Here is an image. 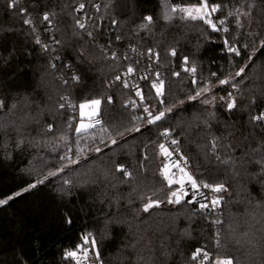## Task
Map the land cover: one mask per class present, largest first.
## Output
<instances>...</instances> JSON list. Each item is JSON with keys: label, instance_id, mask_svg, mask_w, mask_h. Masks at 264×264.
Returning <instances> with one entry per match:
<instances>
[{"label": "trees", "instance_id": "1", "mask_svg": "<svg viewBox=\"0 0 264 264\" xmlns=\"http://www.w3.org/2000/svg\"><path fill=\"white\" fill-rule=\"evenodd\" d=\"M11 2L0 0V199L13 197L0 205V264H75L64 253L88 233L99 251V260L90 255L91 264H199L192 259L198 248L210 254L207 264L217 254L239 264H264V170L255 163L264 157V124L252 119L264 112V0H207L210 7L220 5L211 16L218 31L179 12L165 19V2L183 7L198 0H17L10 7ZM81 4L94 34L77 24ZM131 49L159 53L155 71L164 73L163 97L151 88L156 73L141 82L142 102L116 80L130 65L145 68ZM193 66L195 74L184 70ZM241 68L244 73L236 76ZM228 78L229 84H219ZM208 82L209 93L190 99ZM229 93L236 101L231 110ZM91 99L102 100L99 117L110 130L115 124L141 131L117 137L115 145L100 125L78 138L79 105ZM145 107L153 114L172 110L147 125ZM166 129L200 181L226 186L222 224L200 214L190 199L167 202L169 189L160 174L167 161L158 148ZM77 140L83 149L78 156ZM65 155L79 163L71 167L68 158L60 159ZM64 165L63 172L24 191ZM148 197L161 203L145 212ZM243 232L248 236L241 237Z\"/></svg>", "mask_w": 264, "mask_h": 264}, {"label": "snow or ice", "instance_id": "2", "mask_svg": "<svg viewBox=\"0 0 264 264\" xmlns=\"http://www.w3.org/2000/svg\"><path fill=\"white\" fill-rule=\"evenodd\" d=\"M17 3V0H12L11 4L9 5L10 7H15ZM166 7L167 4L165 5ZM85 6L83 4H81L79 6V9H83ZM78 9V10H79ZM220 9V5H212L211 7H209L207 0H198V3L195 5H191V6H185V7H171L169 9L170 12L175 13V12H179L181 13V18L182 19H191V20H202L205 23L209 24L213 30H220L217 28L216 23H213V21L210 19L211 14L217 12ZM21 13L23 14L26 9H20ZM237 14L240 15H248L247 12L244 13H239V10H237ZM229 15H233V13H229ZM44 20H49V14L45 13ZM145 19L151 23L152 22V17L148 16L145 17ZM165 19H171V16L169 15L168 12L165 13ZM25 24H31L32 21L30 19H25L24 21ZM219 23L221 25L224 24V20L219 21ZM77 24L80 28L84 27V24L81 23L79 20L77 21ZM237 24L239 26L240 21L237 20ZM147 25H142L141 27H146ZM225 32L228 31L227 28L223 29ZM89 35H91V33H89ZM37 42L39 43V40H37ZM228 41L225 40V44L227 45ZM261 46L264 47V41H261ZM135 50V49H133ZM230 52H235L237 55H239V51L235 48V47H230L228 49ZM148 53L150 56L155 55L157 61L159 60V53L156 52L154 53L152 49L148 50ZM175 49L171 50V55L175 56ZM251 59V57H250ZM184 63L185 65H187L188 63V58L185 57L184 58ZM247 67V65H245V68ZM245 68H241L237 73L236 76H240L242 73H244ZM185 71H190L191 73L195 74L196 72V68L195 66L191 67V69L185 67L184 69ZM135 72L134 67H132L131 65L127 68V72L125 73V75H131ZM175 75H179V73H175ZM215 75V74H213ZM74 80L79 81V77L74 76L73 77ZM142 79H148L147 76L142 77ZM116 80H121L120 76L116 77ZM65 83H67V81H65ZM230 83V79H221L219 80V84L220 85H225V84H229ZM193 84H197V81L194 79L193 80ZM123 85L125 88L129 87V84L127 81L123 82ZM233 88L237 87V85L233 84L232 85ZM151 88L155 90L156 96L157 97H163L165 94V82L164 80L161 78L160 73H156L155 74V79L152 80L151 83ZM212 85L211 82L205 83L203 86L199 87L198 90L196 91L195 96L190 97V99H196L198 97L204 96L207 93H209L211 91ZM137 96L140 97L141 101H143L144 99V95L143 92L137 88L136 93ZM62 100L67 101L68 98L66 97H61ZM215 99V97H213V100ZM221 99H224L223 97H221ZM107 102L108 103H112V97H107ZM161 103H163V100L160 101ZM205 104H209L212 103V101L204 99L202 101ZM102 103L101 99H91V100H86L82 103H80L79 105V109H80V116H81V121L79 123L78 126L75 127V133L77 135V137L79 138L80 136L86 134L89 129L95 128L97 125H100V130L104 133H106L108 135V137L111 139V144L115 145L118 143L117 137L123 139L126 133H131L133 131L135 132H139L141 131V129L139 127H134V128H123L122 130V126L120 125H111V130L108 126H105L103 121L101 119H99L98 117L100 116V105ZM130 104H132L133 106H135V102L134 101H130ZM69 107H72L75 110V106L72 105L70 102L68 103ZM128 105L126 104L125 107H127ZM236 106V101L235 98L232 96L231 93L228 94V103H227V108L229 110L233 109ZM13 108L15 107V105L12 106ZM60 108H64L65 104L61 103L59 104ZM3 108V102L0 101V109ZM88 108L89 112L87 113V120L88 123H85V109ZM171 108H165L164 111H159L157 114H153V112L148 108L145 107L144 111L147 113V124L151 125V124H156L158 121L162 120L165 118V114L166 112H171ZM134 119H140L139 117H134ZM252 119L254 121L257 122H264V113H261L260 115L254 116L252 117ZM69 127H72L71 122H69ZM48 131H52V125H48ZM113 132L115 134H113ZM162 136L165 137H170L171 133L166 129L164 132L161 133ZM103 142V140L101 141ZM22 143V141H21ZM178 141L175 139H171V145H177ZM211 145H212V150L215 151L217 145H216V141L212 140L211 141ZM159 148V154L162 155L165 158V161L163 163V167L160 169V174L163 177V179L166 181L167 187L169 189V195L167 197V202L170 204H181L182 202H184L185 198L189 195V191L188 188L190 187L191 189V195H192V199L188 200V203H193V202H199L196 200L197 196H203L204 194L201 193L199 190L200 188H205V189H209L211 192L213 193H221V192H225L227 191V188L224 184H209L207 182L204 181H200L198 182L196 180V178L194 177V175L188 171V167H189V161L187 160L186 157H183L182 155L179 157V159L176 160H172V156L173 153L179 152L178 148H175L173 150H169L168 147L165 146V144H159L158 145ZM69 151H71V149H69ZM83 149L79 147V140H77V149H76V155L78 156L80 152H82ZM95 152L99 153L100 151H102L101 148L96 147L94 149ZM68 158L66 155L62 156L60 159L64 160ZM145 159H147V156L144 157ZM69 162L71 164H76L79 163L78 159H71L68 158ZM255 163L259 164L261 169L264 170V157H262L260 160L255 161ZM65 167H67V165H64L62 167H60L58 169V171H50L48 173L47 176H45L43 179H37L35 181V183L30 184L28 186V188L24 189V191H28L31 188H35L38 184H43L45 182V180L49 179V177H53L58 175L59 172H63L65 170ZM175 169V171H174ZM117 171L123 172L124 175L126 177H131V172H129L123 165H118L117 166ZM65 184H70L71 181L69 180H64ZM173 185H178L179 187L177 188H173ZM16 195H20V193H16ZM13 199L12 196H9L7 199H0V205H4L8 202V200ZM206 199V197H205ZM161 201L157 200V199H153L152 197H148L147 198V202L144 204L143 206V211L148 212L151 208L153 207H158L160 205ZM211 205L213 208L219 206V204L221 203V198L220 197H213L210 201ZM208 207V204L205 203H200V208L201 209H205ZM71 220H68V223L71 224ZM214 223L216 224H222L223 222L220 220H216L214 221ZM229 230L235 234V228L233 227L232 224L228 225ZM217 236V240H216V247L219 249L221 247V240H220V236L221 233L218 231L216 233ZM241 237H247L248 236V232H243L240 233ZM236 243H240V240H237ZM94 254L95 258L97 260H99V251L96 250V240L95 238L92 236L91 233L85 234L81 237V243L78 244L76 246L75 249H70V250H66L64 253L65 259H70L72 261L75 262V264H84L85 261L89 260L90 255ZM210 254L205 251L204 249L198 248L195 250V252L192 254V259L193 260H199V264H207V262L210 259ZM212 264H239L238 261L234 260L233 257L231 256H221L219 254H217L216 258L214 260H212Z\"/></svg>", "mask_w": 264, "mask_h": 264}, {"label": "built area", "instance_id": "3", "mask_svg": "<svg viewBox=\"0 0 264 264\" xmlns=\"http://www.w3.org/2000/svg\"><path fill=\"white\" fill-rule=\"evenodd\" d=\"M78 9H77V13L81 15L80 22L84 24V27L82 29H86L87 32H89L91 34H94L93 32H91L92 31L91 30V26H90V22H91L90 20L91 19H89L86 15L83 14V9H79V10ZM218 26L221 27L223 25H221L220 23H218ZM51 45H54L53 39H51ZM131 51L132 52H136V54L140 58H143V63H146L145 68L135 69V72L133 74H131V75H125L126 72L123 73L120 76L121 77V80H118V82L123 85V82L124 81H127L128 84H129V87H127L126 89L131 90L135 94L137 88H139L141 90V82L144 80V79H142V77H144V76L151 77L153 74H155V73L158 72V70H157V72L155 71V66L158 64V61L159 60L157 61L155 55L150 56L149 53L143 54V53H141L139 51L137 52L136 50H133V49H131ZM162 72H158V73H160L161 77H162V75H164V73H162ZM194 79L197 80L195 77L193 78V80ZM137 97L139 98L140 102H142L141 99H140V97L139 96H137ZM262 113H264V112H262ZM260 114L261 113H258L255 116L260 115ZM98 118L101 119L100 117H98ZM143 118H145V116ZM146 118H147V113H146ZM254 123L264 124V122H257V121H254ZM146 124H147V119H146ZM147 125H149V124H147ZM97 126H99V125H97ZM161 137L163 139V142H164L165 146L168 147L170 151L173 150V149H175V148H177L176 147L177 145H171V138L170 137H165V136H162V135H161ZM181 155L182 154H181L180 150H179L178 153L174 152L173 153V156H172V160L179 159V157ZM183 157H185V156H183ZM187 170L190 171L194 175L190 164H189V167H188ZM174 171H175V169H174ZM194 177H195V175H194ZM196 180L198 182H200L199 179L196 178ZM177 187H179V186L176 185V188ZM188 191H189V195L185 198L184 201H186L187 199H190L191 200L193 198L192 195H191V189H190V187L188 188ZM199 191L201 193H203L204 195L203 196H197L196 197V200L199 201V202H194V205L196 206L197 211L200 214L208 217L209 220H211L212 222H214L216 220H219L220 217L223 215V205H222V203H223L222 202L223 192H221V193H213L209 189H205V188H200ZM205 197H206V199H205ZM213 197H220L221 198V203L219 204V206H217L215 208H213L212 205H211V203H210V201H211V199ZM200 203L208 204V207L205 208V209H201L200 208ZM209 261H211V258L209 259ZM84 264H91L90 257H89V260L88 261H85L84 262Z\"/></svg>", "mask_w": 264, "mask_h": 264}, {"label": "rangeland", "instance_id": "4", "mask_svg": "<svg viewBox=\"0 0 264 264\" xmlns=\"http://www.w3.org/2000/svg\"><path fill=\"white\" fill-rule=\"evenodd\" d=\"M166 4H167L168 7L165 6ZM208 5H209V4H208ZM187 6H188V5H187ZM190 6H191V5H190ZM171 7H173V6H172L170 3L165 2V4H164L165 12L170 13L169 9H170ZM183 7H185V6H183ZM209 7H210V6H209ZM164 15H165V14H164ZM211 16H212V14H211ZM164 17H165V16H164ZM210 19H211V17H210ZM186 20H191V19H186ZM213 23H215V22H213ZM216 25H217V23H216ZM228 79H230V78H228ZM232 80H233V79H230V82H231ZM196 81H197V80H196ZM100 109H101V105H100ZM84 111H85V114H86L84 120H85V123H88V120H87V113L89 112V109L86 108ZM80 121H81V116H80V109H79V120H78L76 126L79 125ZM76 164H77V163H76ZM76 164H71V163H70V166L72 167V166H75ZM195 177H196V176H195ZM196 178H197V177H196ZM197 179H198V178H197ZM175 186H176V185H175Z\"/></svg>", "mask_w": 264, "mask_h": 264}]
</instances>
